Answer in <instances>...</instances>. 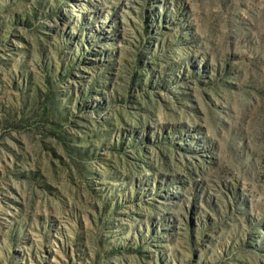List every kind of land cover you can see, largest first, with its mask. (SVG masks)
Segmentation results:
<instances>
[{"label": "rangeland", "instance_id": "rangeland-1", "mask_svg": "<svg viewBox=\"0 0 264 264\" xmlns=\"http://www.w3.org/2000/svg\"><path fill=\"white\" fill-rule=\"evenodd\" d=\"M0 264H264V0H0Z\"/></svg>", "mask_w": 264, "mask_h": 264}]
</instances>
